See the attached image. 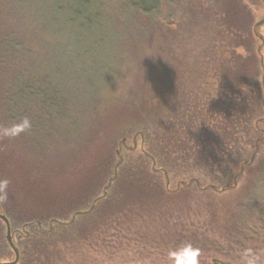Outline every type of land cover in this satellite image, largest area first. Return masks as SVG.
Returning a JSON list of instances; mask_svg holds the SVG:
<instances>
[{
    "label": "rangeland",
    "instance_id": "rangeland-1",
    "mask_svg": "<svg viewBox=\"0 0 264 264\" xmlns=\"http://www.w3.org/2000/svg\"><path fill=\"white\" fill-rule=\"evenodd\" d=\"M57 4L55 0H0V98L5 97V83L13 77L10 66L1 64L5 55L8 56L9 35L22 39L24 49L30 47L29 62L40 80L48 83L52 76H57L59 85L64 84L67 94L76 101L84 96L83 85L88 88L87 95L90 90L93 92L89 94L92 98L81 106L82 117L77 125L65 129L71 136L60 131L58 142L49 144L45 139L51 134L49 129L62 127L53 123V128L45 129V138L34 137L37 135H31V129L22 142L17 138L0 141V179L10 181L7 190L24 200L25 207L39 215L44 226L48 227L51 219L69 220L75 211L88 207L93 198L101 195L111 175L113 177L119 161L116 156L119 142L125 136L127 146L132 147L135 133L131 131L133 127L130 129L126 124V118L115 117L117 108L104 116L99 111L106 98L129 95L145 71H157L155 78L162 74L167 79L164 83L168 82V87L165 86L163 92L170 109L175 110L184 102L191 103V99L202 101L209 96L211 102L206 100L205 105V110H209L217 105L214 101L218 99L224 107L225 98L231 95L224 88L220 66L227 64L226 59L232 53L234 62L239 59L238 66L248 61L252 68L242 90L251 96L257 94L260 112L252 122L256 136L252 144L244 146L242 158L249 162L254 158L248 166L252 169L264 161V25L256 29L261 39L254 34L255 26L264 21V0H179L171 7L165 6L161 15L149 23L107 16L105 32L121 55L116 57L113 49L105 60L107 66L89 63L73 69L79 75L89 73L97 81L94 84L77 73H71V79L66 78L62 66L64 18L57 15ZM227 17L236 21L229 49L222 26ZM69 40L66 46L70 50L75 40ZM14 67L20 68L16 62ZM160 70L162 73L158 72ZM22 78L27 82L28 78ZM232 81L240 84L238 78ZM180 84L184 85L183 91ZM27 85L30 88L29 82ZM74 107L80 109L78 105ZM134 120L132 123L136 125ZM142 140L137 137V149L131 156L122 148L119 174L123 164L141 158ZM149 161L146 162L152 170ZM240 168L238 165L230 176L229 188L223 192L219 191L224 187L220 179L210 174H186L182 167L165 170L169 186L166 191L162 175L163 195L146 198L141 194L143 198L139 202L125 199L110 210L106 206L122 192H109L91 215L79 217L67 231L53 232L52 244L57 247L54 264H171L168 251L183 242H191L201 249L200 264H237L240 250H264V182L254 186L245 167L234 186V177ZM101 174L103 180L97 184L99 187L83 193L81 189L87 187L88 181L94 185L93 181L96 183ZM194 179L201 183L200 188L194 184L186 187ZM208 185L218 191L205 190ZM79 194L86 197L76 207H66L64 212L45 217L40 215L44 210L49 213L69 196ZM5 201L0 202L2 207ZM23 222L14 218L9 221L12 230L20 229ZM1 234L4 239L2 227ZM6 251L11 260V251Z\"/></svg>",
    "mask_w": 264,
    "mask_h": 264
},
{
    "label": "trees",
    "instance_id": "trees-1",
    "mask_svg": "<svg viewBox=\"0 0 264 264\" xmlns=\"http://www.w3.org/2000/svg\"><path fill=\"white\" fill-rule=\"evenodd\" d=\"M55 1L58 3L57 15H62L64 18L65 44L64 63L62 66L64 67L66 78L71 79V73H77V76L87 78V81L92 84L97 82L96 79L92 78L89 73L79 75L78 72L73 70L75 66H87L89 63L94 66H107L105 60L109 59L108 54L111 51L113 52V49L116 57L121 55L119 49L116 50L114 48V43L111 42L107 32H105L108 24L105 25L104 20H106L107 16L114 19L128 17L149 23L154 22L161 15V11L165 6L171 7L175 2H179V0ZM235 24V19L229 17L222 24L226 35L225 39L229 40L228 49L232 47L234 39L233 30L236 28ZM5 31L6 33L8 32V30ZM70 38H74L75 43L69 50L66 42H69ZM7 40L11 41L6 46L8 56L5 55L6 58L2 59L1 64L3 62V66H10V72L11 70L13 71L10 74L13 77L8 83H5V97L0 98V116L6 120H15L22 116H28L32 121L31 129L33 131L31 135H37L34 136L36 138H45L43 134L45 129H49V127L53 128V123L61 125L62 127L57 130H53L55 128L49 129L51 130V134L45 138L49 144H54L55 141L58 142L60 131L66 136H71L67 134L65 129L77 125V121H80L82 117L81 106H84L92 98L89 94H93V92L90 90V93L87 95L88 88L86 89L83 85L81 91L82 93L84 92V96L82 95L78 100L81 101L73 100L67 94L64 84L59 85L57 76H52L51 81L48 83L38 78L34 73L33 66H31L32 62H29L31 59L29 53L31 51L28 48L30 47L27 46V50L24 49L20 42L22 39L9 35ZM234 57L232 53L231 57L226 59L227 64L220 66V76L224 77L225 80L224 88L231 92V95H227L226 101L223 102L224 107L221 106L218 99L214 101V104L219 106H211L209 110H205L206 100L211 102L209 96H205L202 101L200 99H191V103L184 102L179 104L177 109H170V103L167 102V98L163 92L165 86L168 87V82L164 83L167 79L162 74L160 76L157 75L155 78L157 71H145L142 73L136 87L130 89L129 95L120 98H106L104 100L99 111L101 116H104L109 110L117 108L115 110L118 113L115 117L126 118V124L131 126L130 129L133 127L131 131L135 134L141 133L143 138L140 146L141 158L135 161L132 158L133 161L125 165L123 164L120 174L119 169L117 170L116 179L108 189L106 198L109 192H115V190L122 193H119L115 200L106 206L107 209H115L125 199L131 202H139L143 196L151 198L163 195L165 190L160 182L163 175L162 172H165L167 169L182 167L186 174H210L209 176L220 179V184L222 183L226 187L228 186L230 176L240 165V167L248 169V173L252 176L250 180L254 181V186L264 182V161L252 169L248 168L250 166L249 161H245V158H242L244 146L252 144V140L256 136L252 122L253 118L258 116L260 106L258 105L256 93L251 96L242 90L247 83L245 80L250 73L249 68H252V65L247 63V61L243 65L238 66L240 63L239 59L236 58V62H234ZM8 60H10V63H8ZM75 61H78L79 64H75ZM15 62L19 67L22 64L19 70L14 67ZM233 63L237 65L234 66ZM231 64L232 66H230ZM239 70L240 74H237ZM158 72L162 73V70ZM22 77L28 78L27 82L31 84L30 88L27 82L23 81ZM237 78L239 81L237 82L240 84L232 81ZM178 86L182 91L184 90V85L180 84ZM81 91L79 92L81 93ZM76 105L80 106L79 110L77 107H74ZM133 119L136 120V125L132 123ZM78 126L80 127V124ZM135 128L138 130L136 131L137 133L134 131L136 130ZM28 135L23 133L16 140L22 142ZM124 138L125 136L122 139ZM134 151H128L127 155H133ZM241 158L244 160L241 161ZM151 159L155 162L156 166L158 165V168L155 167L157 172L149 170V164L146 161L150 160L152 165ZM244 163L246 165H243ZM239 172H237V175ZM99 176L96 183L93 181L94 185L90 184V180L88 181L87 187L81 189L83 193L99 187L97 184L102 182L103 174ZM186 187L188 186L186 185ZM85 197L86 194L85 196H82V194L69 196L62 204L55 205L49 213L47 210H44L40 215L45 217L49 216V214L64 212V208L66 207L70 209L74 208L76 204L82 203ZM79 199L83 200L79 202ZM24 203V200L19 199L13 195V192H9V190H7L6 206L2 207L0 203V212L8 221L14 218L15 220H24L22 226L34 223L35 221L40 222L42 225V229L36 225L26 226L25 230L28 232V236H15V243L19 251V261L17 264H54V259L57 257L55 255L57 247L52 244L53 232L57 230H69L79 217L91 215L100 202L95 204L90 214L77 217L71 225L60 226L52 223L51 227L49 226V222L52 220L68 222L70 219H51L48 222V227H46L39 220V215L37 216L33 210L26 208ZM90 205L78 211H85L89 209ZM0 226L4 231L2 221H0ZM1 227L0 257H9L6 250H10V248L6 240L4 241L5 234L4 239L2 237ZM17 239H19L18 242ZM11 253L13 258L10 262L14 259V254L12 251ZM212 264L225 263L213 262Z\"/></svg>",
    "mask_w": 264,
    "mask_h": 264
},
{
    "label": "clouds",
    "instance_id": "clouds-1",
    "mask_svg": "<svg viewBox=\"0 0 264 264\" xmlns=\"http://www.w3.org/2000/svg\"><path fill=\"white\" fill-rule=\"evenodd\" d=\"M32 128V121L28 116L15 120H6L0 116V141L13 140ZM10 181L0 179V202L7 199V188ZM201 249L191 242H183L167 253L171 264H200ZM0 264H11L10 258L0 257ZM237 264H264V250L254 251L245 248L239 251Z\"/></svg>",
    "mask_w": 264,
    "mask_h": 264
},
{
    "label": "water",
    "instance_id": "water-1",
    "mask_svg": "<svg viewBox=\"0 0 264 264\" xmlns=\"http://www.w3.org/2000/svg\"><path fill=\"white\" fill-rule=\"evenodd\" d=\"M258 26H260V24H258ZM262 64V62H261ZM262 82H263V91H264V76L262 78ZM140 137L142 139V135L141 133H138V134H135L131 141H132V147H128L127 146V139L124 138L122 139L120 142H119V149L116 153V156L118 157L119 161L118 163L115 164V167H114V172H113V177L110 178L108 181H107V184L106 186L103 188L102 190V193L101 195H99L97 198H95L89 209L85 210V211H78V212H75L72 214L70 220L68 222H60V221H57V220H52L49 222V225L51 227L52 223H55L57 225H60V226H64V225H71L75 219L79 216H83V215H88L90 214L93 209H94V206L96 203L102 201L103 199L106 198L107 196V191L108 189L111 187L112 183L114 182V180L116 179V176H117V168L122 164V157L120 155L121 151H122V148L125 149V150H128V151H132V150H136L137 149V137ZM253 157L251 158L249 164H251L253 162ZM152 160V159H151ZM243 165H246V163H244ZM155 167H156V164L155 162L152 160V170L157 172V170H155ZM243 171V168L241 167L240 168V172L239 174H241ZM163 176H164V179H165V182H166V189H168V186H169V182H168V177H167V173L166 172H162ZM238 174V175H239ZM238 175L235 176L234 178V183L233 185L235 186L236 185V180L238 178ZM195 185L196 187L200 188V183L198 182V180H191L190 182H188L187 186L190 187L192 185ZM183 186V184H181ZM227 188H229V186H226V187H223L221 190H219L220 192H223L224 190H226ZM205 190L206 189H209V190H212L214 192L218 191L216 187L214 186H208L206 188H204ZM0 221L3 222L4 224V234H5V240L10 248V250L13 252L14 254V259L13 261H11V264H17L18 261H19V251H18V248L16 246V243L14 242V238L16 235H20V236H28V232L25 230L26 229V226H33V225H36L38 228L42 229V225L40 222L38 221H35L34 223H30L28 225H24L22 226L20 229H16V230H12L11 226H10V223L8 221V219L0 212Z\"/></svg>",
    "mask_w": 264,
    "mask_h": 264
},
{
    "label": "flooded vegetation",
    "instance_id": "flooded-vegetation-1",
    "mask_svg": "<svg viewBox=\"0 0 264 264\" xmlns=\"http://www.w3.org/2000/svg\"><path fill=\"white\" fill-rule=\"evenodd\" d=\"M259 24H260V26L264 25V21H261ZM257 27H258V24H257V25L255 26V28H254V34H255V36H259V35L257 34V31H256ZM259 38L261 39L260 36H259ZM258 52H260V49H258ZM49 226H50V225H49Z\"/></svg>",
    "mask_w": 264,
    "mask_h": 264
}]
</instances>
